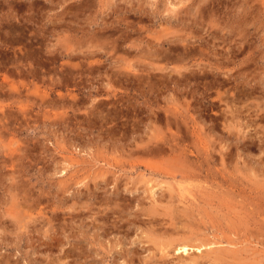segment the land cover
<instances>
[{"label":"rangeland","instance_id":"374dc122","mask_svg":"<svg viewBox=\"0 0 264 264\" xmlns=\"http://www.w3.org/2000/svg\"><path fill=\"white\" fill-rule=\"evenodd\" d=\"M261 129L264 0H0V264H264Z\"/></svg>","mask_w":264,"mask_h":264},{"label":"bare ground","instance_id":"6f19581e","mask_svg":"<svg viewBox=\"0 0 264 264\" xmlns=\"http://www.w3.org/2000/svg\"><path fill=\"white\" fill-rule=\"evenodd\" d=\"M176 12V11H175ZM228 42V41H227ZM230 42V41H229ZM172 47V46H171ZM228 47H230V46H228ZM173 48V47H172ZM166 49V48H165ZM157 50V49H156ZM194 50V49H193ZM166 51V50H165ZM171 49H169V50H167L166 51V55L164 56V58L165 59H167V60H171L173 57V52H172V55H171ZM201 53V52H200ZM163 55V54H162ZM231 55V54H230ZM177 56V55H176ZM176 56H174L175 57V59L178 57H176ZM201 56V55H200ZM234 56V55H233ZM159 57V56H158ZM181 58V57H180ZM183 58V57H182ZM197 58V57H196ZM186 59V58H185ZM184 59V60H185ZM162 60V59H161ZM172 60H174V58L172 59ZM164 68V67H163ZM192 68V67H191ZM193 69V68H192ZM198 70V69H197ZM191 71V70H190ZM203 71V70H202ZM205 71V70H204ZM192 72V71H191ZM184 73V72H183ZM200 73H201V71H200ZM228 73V72H227ZM184 74H186V73H184ZM183 74V75H184ZM190 74V73H189ZM202 74V73H201ZM212 74V73H211ZM229 74V73H228ZM180 75V74H179ZM182 75V74H181ZM187 75V74H186ZM204 75V74H203ZM185 76V75H184ZM231 76V75H230ZM164 77H166V76H164ZM163 77V78H164ZM222 82V81H221ZM243 84H245V83H243ZM179 85V84H178ZM232 87V86H231ZM226 93V92H225ZM229 94V93H228ZM225 100V99H224ZM235 100V99H234ZM237 102V101H236ZM229 103V102H228ZM230 103H231V101H230ZM222 104V103H221ZM230 105V104H229ZM235 105V104H234ZM231 106V105H230ZM235 107V106H234ZM259 108V107H258ZM227 109V108H226ZM231 111H233V110H231ZM238 111V110H237ZM221 113V112H220ZM224 113V112H223ZM231 113V112H230ZM238 114V113H237ZM227 114L225 113V115L224 116H226ZM233 115V114H232ZM239 115V114H238ZM248 116V115H247ZM239 118V117H238ZM252 118V117H251ZM223 119V118H222ZM227 119H228V117H227ZM234 119V118H233ZM254 120V119H253ZM228 121V120H227ZM231 121V120H230ZM235 121V120H234ZM243 121V120H242ZM232 122V121H231ZM231 122L229 123V124H231ZM237 122V121H236ZM245 122V121H244ZM247 122V121H246ZM249 122V121H248ZM238 123V122H237ZM237 125V124H236ZM239 125V124H238ZM229 126H231V125H229ZM250 126V125H249ZM232 127V126H231ZM245 127V126H244ZM254 127V126H253ZM259 128V127H258ZM261 130H263V129H261ZM258 131V130H257ZM264 131V130H263ZM239 132V131H238ZM241 132V131H240ZM245 133V132H244ZM257 134V133H256ZM263 134V133H262ZM202 159V158H201ZM206 159V158H205ZM183 161V160H182ZM155 162V161H154ZM182 163V162H181ZM188 169V168H187ZM194 172V171H193ZM163 184V183H162ZM216 187V186H215ZM149 188V194L151 195V196H154L155 194H156V192L153 190V187H151V189H150V187H148ZM179 194V193H178ZM95 196V195H94ZM170 197H173V195L172 194H170ZM96 201V200H95ZM153 201V200H152ZM206 202V201H205ZM243 203V202H242ZM157 204V203H156ZM94 205V204H93ZM190 205V204H189ZM192 205V204H191ZM108 206V205H107ZM167 207V206H166ZM96 208V207H95ZM153 208H154V206H153ZM183 209V208H182ZM96 210V209H95ZM97 210H98V208H97ZM149 210H151V209H149ZM157 210V209H156ZM165 211V210H164ZM93 212V211H92ZM98 213H100V211L98 212ZM141 213V212H140ZM149 214H156L157 212L155 211V210H151V211H149L148 212ZM165 213V212H164ZM167 213V212H166ZM93 214H95V213H93ZM157 214H160L159 212L157 213ZM146 215H148V214H146ZM150 217V216H149ZM152 217V216H151ZM153 217H154V215H153ZM153 217L151 218V220L153 219ZM155 217H157V216H155ZM154 217V218H155ZM95 218V217H94ZM171 218V217H170ZM173 218H175V217H172L171 218V220H174ZM157 219V218H156ZM158 219H160V218H158ZM147 220V219H146ZM151 220H149V221H151ZM170 220V221H171ZM148 221V222H149ZM152 222V221H151ZM150 222V223H151ZM154 223V222H153ZM165 223V222H164ZM159 224V223H158ZM160 224H163L162 222L160 223ZM159 224V225H160ZM173 224V223H172ZM154 225V224H153ZM155 225H156V222H155ZM28 226V225H27ZM151 227H153V226H151ZM168 227V226H167ZM175 227V226H174ZM184 227H186V226H184ZM152 229V228H151ZM153 229H154V231H155V228L153 227ZM152 229V230H153ZM166 229V228H165ZM172 229H174V228H172ZM188 231H190L189 229H188ZM156 232V231H155ZM167 232H168V230H167ZM175 232L176 233H184V232H186V229L185 228H182V226L180 225L179 226V224L175 227ZM166 233V232H165ZM180 233V234H181ZM167 234V233H166ZM186 234V233H185ZM182 236H183V234H182ZM192 236V235H191ZM191 236H190V238H191ZM194 236H196V235H194ZM188 236H185L184 237V239H173L170 243H168V245L170 244V245H172V244H174V242L175 241H179L178 243H176V245L173 247V251L175 252V251H180V252H184V253H186V252H188V251H190V249L191 248H197L198 250L203 246V244H198V242H197V244H192L193 243V241H191V240H189L188 238H187ZM235 238V237H234ZM192 240H194L195 239V241H198V238H197V236L196 237H192L191 238ZM233 241H234V239H233ZM192 242V243H191ZM210 243V242H209ZM211 243H212V241H211ZM210 245V244H209ZM231 245V244H230ZM166 247V246H165ZM167 248V247H166ZM213 248V247H212ZM211 248V250L209 249V251H207V254H212V252H215L216 250L215 249H212ZM227 248V247H226ZM163 249H165V248H163ZM162 249V250H163ZM234 249V248H233ZM201 250V249H200ZM220 250V249H219ZM202 251V250H201ZM229 251H230V249H229ZM233 251V250H232ZM163 252H165V251H163ZM155 253V252H154ZM179 253V252H178ZM216 253V252H215ZM166 254V253H165ZM202 255H204V257H205V254H203V251H202V253L200 254V255H198V257H203ZM222 255V254H221ZM220 255V256H221ZM165 256V255H164ZM190 258H193V257H196V254H189L188 255ZM209 256V255H208ZM216 256V255H215ZM217 257V256H216ZM218 258H219V256H218ZM218 258H217V260H218ZM195 259V258H194ZM201 259V258H200ZM184 260V259H183ZM210 260H212L211 258H210ZM215 258H214V260H212V264H217V263H215V261H217ZM246 260V259H245ZM195 261H196V259H195ZM208 261V260H207ZM184 262V261H183ZM209 262V261H208ZM220 262V261H219ZM220 264V263H219Z\"/></svg>","mask_w":264,"mask_h":264}]
</instances>
